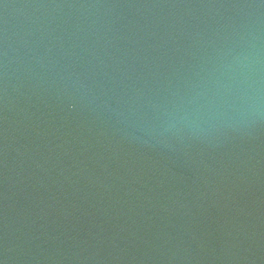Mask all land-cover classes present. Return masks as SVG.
<instances>
[{
  "label": "water",
  "instance_id": "water-1",
  "mask_svg": "<svg viewBox=\"0 0 264 264\" xmlns=\"http://www.w3.org/2000/svg\"><path fill=\"white\" fill-rule=\"evenodd\" d=\"M0 264H264V0H0Z\"/></svg>",
  "mask_w": 264,
  "mask_h": 264
}]
</instances>
